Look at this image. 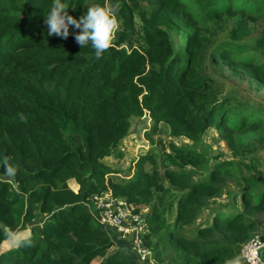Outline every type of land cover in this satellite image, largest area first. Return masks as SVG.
I'll list each match as a JSON object with an SVG mask.
<instances>
[{
	"label": "trees",
	"instance_id": "trees-1",
	"mask_svg": "<svg viewBox=\"0 0 264 264\" xmlns=\"http://www.w3.org/2000/svg\"><path fill=\"white\" fill-rule=\"evenodd\" d=\"M103 2L66 0L67 12L78 19ZM107 2L117 8L118 26L96 58L71 25L67 38L46 35L50 0H0V264H132L87 208L105 193L135 211L150 207L146 242L156 264H226L264 217V171L239 176L241 189L223 205L217 200L231 172L218 164L207 181H196L185 169L205 160L192 148L172 147L160 161L142 157L125 182L109 178L117 172L102 160L128 135L131 118L145 114L153 129L164 123L195 146L211 128L229 134L239 127L258 131L253 144L264 149L262 108L224 92L204 61L209 54L210 65L264 85V0ZM258 23L260 35L245 41ZM223 137L235 150L237 142ZM38 215L41 228L1 251Z\"/></svg>",
	"mask_w": 264,
	"mask_h": 264
},
{
	"label": "rangeland",
	"instance_id": "rangeland-1",
	"mask_svg": "<svg viewBox=\"0 0 264 264\" xmlns=\"http://www.w3.org/2000/svg\"><path fill=\"white\" fill-rule=\"evenodd\" d=\"M195 16L201 22V18L197 12H195ZM228 32L229 28L220 32L215 39L218 41L223 40ZM261 32L262 26L260 23L252 24L250 26V36H248L245 41L253 40V38L258 37ZM209 60H211V57L208 54V57L204 60L206 64H208V72L215 79L216 84L220 85L221 88L225 90L224 92L235 91L240 100L248 102L254 107H261L262 109L260 111L264 114V85L259 84L249 76L234 75L227 67H214L209 64ZM153 128V121L148 114L131 118L128 135L120 142L118 149L113 155L105 157L102 160L103 163L117 172L116 174L110 175L109 178L115 182H125L135 175L138 169V162L142 157L153 154L158 156L157 159L160 161L163 152L171 153L172 147L181 149L192 148L201 155L203 160H205L203 164L196 167L188 166L185 169L187 172H192L193 178L196 181H207L212 171L215 169L214 167L218 164H224L225 170L231 172L228 177L227 185L224 187L223 195L217 200L224 205L228 204L233 195L238 193L241 189L238 184L240 181L239 176L255 177L256 175L258 176V172L262 173L264 171V149L259 144H253L254 140L259 138L258 131L248 130L244 132L246 129L238 127L235 133H224L237 142L235 144L236 149L234 150L229 146L228 140L223 137L224 134L217 128L209 129L197 146L186 138L172 136L169 127L164 123H160L156 130ZM238 144H242L243 146L238 148ZM144 167L145 170H151L148 164ZM161 171L163 172V169H161ZM70 187L78 191V186L74 181L70 182ZM92 203L93 202L87 203V206L92 207ZM239 204L237 207H240ZM142 209L148 210L149 212L147 213L149 215L150 207H144ZM94 210H96L95 207ZM96 214H98V212ZM202 218L203 217L198 220V223L202 222ZM256 221L257 227L255 228L254 236L261 238L264 236V217H260V219L257 218ZM42 225L43 218L38 215L36 221L32 223L29 229L14 233L11 239L3 244L1 251L17 247L21 240L28 239L33 235V226L41 228ZM110 235L113 236L114 233ZM118 240L122 241L119 238ZM262 252H264V249ZM92 264H99V262L94 261Z\"/></svg>",
	"mask_w": 264,
	"mask_h": 264
},
{
	"label": "built area",
	"instance_id": "built-area-1",
	"mask_svg": "<svg viewBox=\"0 0 264 264\" xmlns=\"http://www.w3.org/2000/svg\"><path fill=\"white\" fill-rule=\"evenodd\" d=\"M93 202V208L88 206L87 208L92 212H98L96 221L103 229L116 234L142 263L156 264L154 253L146 242L149 233L148 210L135 211L136 207L126 199L115 198L110 193L94 197ZM263 249L264 241L258 236H253L242 245L240 258L244 264H264Z\"/></svg>",
	"mask_w": 264,
	"mask_h": 264
},
{
	"label": "clouds",
	"instance_id": "clouds-1",
	"mask_svg": "<svg viewBox=\"0 0 264 264\" xmlns=\"http://www.w3.org/2000/svg\"><path fill=\"white\" fill-rule=\"evenodd\" d=\"M68 8L66 0H50L49 7L44 12L46 35L67 38L71 25L80 30L74 33V39L81 48L90 46L92 54L100 58L110 47L117 29V8L105 0L103 3L88 6L87 11L78 19L68 14ZM2 166L8 177L15 174V169L9 166L6 158ZM226 264H241V258L233 257L226 261Z\"/></svg>",
	"mask_w": 264,
	"mask_h": 264
},
{
	"label": "crops",
	"instance_id": "crops-1",
	"mask_svg": "<svg viewBox=\"0 0 264 264\" xmlns=\"http://www.w3.org/2000/svg\"><path fill=\"white\" fill-rule=\"evenodd\" d=\"M111 233H112V232H110V234H111ZM112 237L114 238V241H115V243H116V246H117L118 248H120V249H124V250L126 251V253H127V255L129 256V259H130V261H131L132 264H144V263H142V262L138 259V257H137L135 254H133V253L130 251L128 245H126V244L120 242V241L117 239V235H116V234H114ZM262 259L264 260V252H262ZM95 262H96V261H95Z\"/></svg>",
	"mask_w": 264,
	"mask_h": 264
}]
</instances>
